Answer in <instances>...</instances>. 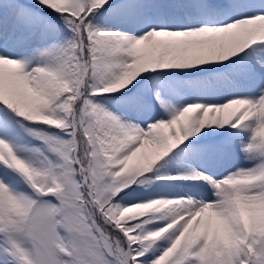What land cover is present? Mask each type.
I'll return each mask as SVG.
<instances>
[{
    "label": "snow or ice",
    "instance_id": "1",
    "mask_svg": "<svg viewBox=\"0 0 264 264\" xmlns=\"http://www.w3.org/2000/svg\"><path fill=\"white\" fill-rule=\"evenodd\" d=\"M0 264H264V0H0Z\"/></svg>",
    "mask_w": 264,
    "mask_h": 264
}]
</instances>
